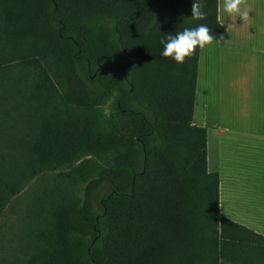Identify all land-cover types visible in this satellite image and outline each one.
Returning a JSON list of instances; mask_svg holds the SVG:
<instances>
[{
  "label": "trees",
  "instance_id": "obj_1",
  "mask_svg": "<svg viewBox=\"0 0 264 264\" xmlns=\"http://www.w3.org/2000/svg\"><path fill=\"white\" fill-rule=\"evenodd\" d=\"M191 6L0 0V221L45 172L80 185L12 264H264V236L220 216L194 123L201 48L182 64L160 56L185 27L230 38L218 0H203V19Z\"/></svg>",
  "mask_w": 264,
  "mask_h": 264
},
{
  "label": "rangeland",
  "instance_id": "obj_2",
  "mask_svg": "<svg viewBox=\"0 0 264 264\" xmlns=\"http://www.w3.org/2000/svg\"><path fill=\"white\" fill-rule=\"evenodd\" d=\"M219 2L222 4L223 0ZM241 8L248 12L247 20L241 22L235 14L222 13L223 24L234 38L244 34L243 37L253 43L252 47L260 45L263 54L253 53L255 50L252 47L253 51L248 47L244 52L237 51L238 47L232 45L236 39L230 43H213L206 47L194 114V120L199 126L203 123L210 125L216 119L226 125L228 114H236L242 122V116L237 114H250L253 122L250 126L264 127V111H260V107L264 106V94L261 93L264 91L261 88V82L264 81V0H241ZM228 79L239 86L243 83L245 91L233 90L228 93ZM206 89L210 92L206 93ZM204 103L210 106L203 109ZM247 120L248 117L244 123L248 127ZM256 181L261 184L256 190L261 191V187L264 189V180ZM79 190V184L66 180L60 172H45L28 183L12 199L0 221V264H12L10 259L14 255L24 254L22 250H16L17 243L26 244L29 234L40 225L54 200L73 196Z\"/></svg>",
  "mask_w": 264,
  "mask_h": 264
},
{
  "label": "crops",
  "instance_id": "obj_3",
  "mask_svg": "<svg viewBox=\"0 0 264 264\" xmlns=\"http://www.w3.org/2000/svg\"><path fill=\"white\" fill-rule=\"evenodd\" d=\"M221 9L222 4L218 0V17L223 24ZM243 36L244 34H239L234 38L231 34L225 42H211L200 49L195 106L199 95L201 63L206 47L213 43L216 45L230 43L236 39L232 45L238 47L237 51L244 52L247 47L251 49L253 43ZM252 49L255 50L253 53L263 54L260 45L254 46ZM233 82L230 79L227 81L228 93L233 90L234 92L245 91L243 83L239 86ZM261 88L264 89V81L261 82ZM205 91L206 93L210 92L207 89ZM261 93L264 94V91ZM208 106L210 105L204 103L203 109H207ZM260 111H264V106L260 107ZM203 114L206 112L203 111ZM237 115L242 116V122L236 114H228L226 125L216 119L210 125L203 123L200 126L207 132V167L209 172L219 174L220 216L264 236V189L261 187V191L256 190L261 186L256 180H264V127L250 126L253 124L250 114ZM247 117L249 119L247 120L248 127L244 123V119ZM194 123L196 124L195 120Z\"/></svg>",
  "mask_w": 264,
  "mask_h": 264
},
{
  "label": "clouds",
  "instance_id": "obj_4",
  "mask_svg": "<svg viewBox=\"0 0 264 264\" xmlns=\"http://www.w3.org/2000/svg\"><path fill=\"white\" fill-rule=\"evenodd\" d=\"M221 11L228 15L235 14L241 22L248 18V12L241 8V0H223ZM205 15L203 0H192L191 16L196 19H203ZM213 40L214 36L206 24L185 27L174 33L166 34L161 38L162 49L160 56L170 57L177 64H182L195 48H203Z\"/></svg>",
  "mask_w": 264,
  "mask_h": 264
}]
</instances>
